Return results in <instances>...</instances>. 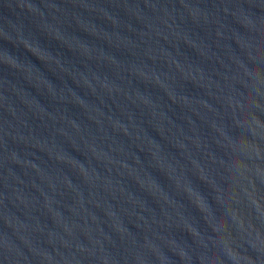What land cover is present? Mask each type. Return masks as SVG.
<instances>
[{
	"label": "water",
	"instance_id": "95a60500",
	"mask_svg": "<svg viewBox=\"0 0 264 264\" xmlns=\"http://www.w3.org/2000/svg\"><path fill=\"white\" fill-rule=\"evenodd\" d=\"M0 264H264V0H0Z\"/></svg>",
	"mask_w": 264,
	"mask_h": 264
}]
</instances>
